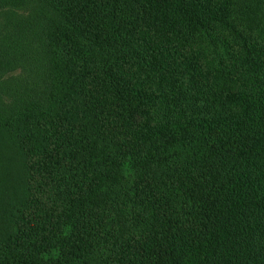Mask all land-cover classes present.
<instances>
[{"label": "trees", "instance_id": "16d2710c", "mask_svg": "<svg viewBox=\"0 0 264 264\" xmlns=\"http://www.w3.org/2000/svg\"><path fill=\"white\" fill-rule=\"evenodd\" d=\"M0 67V264H264V0H0Z\"/></svg>", "mask_w": 264, "mask_h": 264}, {"label": "rangeland", "instance_id": "374dc122", "mask_svg": "<svg viewBox=\"0 0 264 264\" xmlns=\"http://www.w3.org/2000/svg\"><path fill=\"white\" fill-rule=\"evenodd\" d=\"M2 39H3V35H2ZM6 77L7 76L3 77L0 73V107L1 105L7 106L11 104L13 99L16 97L15 94H19L15 92V90H20L19 85L16 82V79L20 77L24 78V73L21 70L18 71V73L13 77L12 75L8 78Z\"/></svg>", "mask_w": 264, "mask_h": 264}]
</instances>
